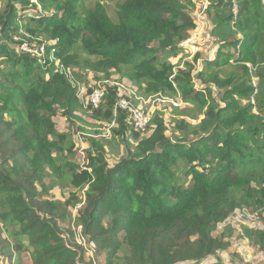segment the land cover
Segmentation results:
<instances>
[{
	"label": "trees",
	"instance_id": "1",
	"mask_svg": "<svg viewBox=\"0 0 264 264\" xmlns=\"http://www.w3.org/2000/svg\"><path fill=\"white\" fill-rule=\"evenodd\" d=\"M35 1L41 7L38 19L28 16L36 13L30 0H6L0 10V258L22 264L26 253L29 264H85L84 247L61 234L64 217L44 198L49 187L43 183L60 174L53 154L61 152L63 136L55 119L73 123L82 107L75 89L53 68L55 60L79 81L82 75L71 68L80 66L75 47L89 58L83 66L95 79L115 72L143 84L148 94L178 93L183 102L207 106L196 127L181 122L180 136L168 137L162 118L154 116L147 137L140 138L126 111L113 116L118 88L105 85L100 107L87 110L115 125L111 133L123 155L109 166L101 143L78 134L76 143L87 144L86 165H67L69 185L82 192L74 202L80 205L75 218L89 249L106 252L105 264H116L123 248L124 264H211L227 253L231 237L224 230L214 237L216 226L235 209L264 214V142L257 135L251 143L257 117L233 99L255 92L246 64L258 67L255 47L264 44V0H210L217 59L204 61L198 70L196 55L172 80L173 67L165 60L180 52L196 27L179 0H117L113 19L105 0ZM231 24L241 38L220 30ZM21 41L45 47L42 65L19 50ZM231 58L242 64L237 75L209 77L217 93L195 89V80L207 83V71ZM257 109L263 106L257 103ZM179 161L184 184L174 174ZM244 234L264 254V230Z\"/></svg>",
	"mask_w": 264,
	"mask_h": 264
},
{
	"label": "rangeland",
	"instance_id": "2",
	"mask_svg": "<svg viewBox=\"0 0 264 264\" xmlns=\"http://www.w3.org/2000/svg\"><path fill=\"white\" fill-rule=\"evenodd\" d=\"M33 1V2H32ZM117 0H105L104 4L107 8L108 14L111 19L114 18L115 3ZM34 3L35 0H30ZM37 2V1H36ZM180 4L185 7L184 10L194 19L196 27L191 31V37L189 40L181 44V50L175 56L166 59V63L171 65L173 68L171 70L170 80L174 78L177 71H186L185 63L192 62L196 55H199V61L195 64V67L200 70L201 64L204 61H215L217 59V50L219 48L218 36L214 34L216 29V24L213 22L214 10L210 9L209 14L208 7L211 3L210 0H179ZM38 3V2H37ZM6 5V0H0V10ZM264 15V12H261ZM229 29H220L228 33V31H233L238 34V38H241L237 28L234 25H230ZM227 28V27H222ZM261 35L264 39V30L261 31ZM227 49H223L226 52ZM229 53H233V50L228 49ZM80 63L79 68L71 67L76 74L82 75L79 80L80 83L85 88L92 87L94 82H108L111 86L121 85L125 90H118L119 95L133 93L134 98L133 103L135 106H142L147 109H151L152 118L154 116H159L162 118L166 135L168 137L180 136L182 135L181 122L185 121L188 124L189 129L194 128L203 119L204 113L206 112L207 106H199L197 104H191L189 102H183L180 99L178 93L171 94L169 92H159L157 94L146 93L144 91V85L141 86L132 84L124 76H121L115 72H111L106 78L102 74H99L97 79H95L93 72L86 69L83 66V61H87L89 58L77 47L72 51ZM255 56L257 58L258 67H250L246 64L250 71V80L255 88L253 95L249 98H238L233 96L234 100L239 103L242 107H251L250 112L257 117L256 121V135L254 136L252 132L250 133L251 143L256 142V137L259 135L261 142H264V80L262 78L264 74V64L261 60L264 58V44L262 46L255 47ZM240 63H237L234 59H230L227 64H220L207 71L204 78L208 81L207 83H201L198 80L194 81L195 89H205L206 87L212 89L216 92V89L212 83L209 81L211 76H218L219 78L225 80L227 77H233L237 75ZM175 87V85H173ZM117 87V86H116ZM228 90V89H227ZM130 95V94H129ZM215 98L218 96L215 94ZM207 103L213 105H218L213 100H209ZM257 103L263 106V110L259 111L257 109ZM151 118V120H152ZM56 131L58 134L62 135L61 152L57 153V159L55 160V165L59 167L60 174L48 175V177L43 179L45 187H49L44 194V198L52 201L58 208V214L63 215L64 220L59 222V227L61 234L66 239L68 243H75L81 245L85 249L86 261L85 264H105L106 262V252L98 253L97 250H90L85 239L80 237L81 227L78 226L75 214L79 208V203L74 204L75 201L81 199L82 192L73 189L69 185V164L78 165L80 168L86 165V153L87 149L86 141L85 144L81 145L76 143L77 135H83L85 139H95L100 142L102 148L104 149V155L109 166L116 164L123 155V146L119 143L117 138L111 133L112 128L115 127L114 124H106L105 122L98 121L92 118V113L90 110L81 109L76 113L73 123H66L63 119H55ZM148 129L143 133H139V137H147ZM82 140V137H80ZM130 146H134L136 141L129 138ZM184 166L182 162H178V167L174 169V174L176 179H178L181 184H184L183 179ZM48 172V171H47ZM255 184L253 183L252 186ZM40 191L41 188L38 187ZM74 198V199H73ZM81 204V203H80ZM249 229L252 231H262L264 230V214L259 217L257 213L251 212L248 209H235L234 212L228 217L224 222L218 224L216 229L212 232L214 237L219 236L223 230L231 237V246L229 247L227 253L220 254L219 257L212 259L211 264H264V254L259 251L257 245L253 240L247 238L244 234V230ZM7 234H3V238L6 239ZM82 236V235H81ZM91 247V246H90ZM123 251L118 252L117 257L120 258L116 264H124L122 261ZM91 251V252H90ZM239 253L236 255L235 253ZM11 254V252L9 253ZM22 264H27L29 257L26 253H22ZM21 264L17 260L0 258V264ZM31 264V263H30Z\"/></svg>",
	"mask_w": 264,
	"mask_h": 264
},
{
	"label": "built area",
	"instance_id": "3",
	"mask_svg": "<svg viewBox=\"0 0 264 264\" xmlns=\"http://www.w3.org/2000/svg\"><path fill=\"white\" fill-rule=\"evenodd\" d=\"M32 4L36 6V13L31 12L29 13L28 16L34 17V19H38V17L41 14V7L38 5L36 1ZM20 33L22 34V32ZM17 40L18 38H15V41ZM19 50L21 52H25L31 55L32 57H35L39 65H42L44 63L46 49L42 45L39 47H35V46L33 47L27 42L21 41V44L19 45ZM50 59L51 61L53 60L52 56L50 57ZM53 61L55 62L53 66L54 71L65 76V78L68 81V84L73 89H75L76 97L79 99V102L81 103L82 107L84 109H90V110L98 109L105 96V85L111 86V84L108 82H94L92 87H90L88 91L87 88H85L80 83V81L74 78L73 72L70 68L63 67L55 60ZM116 86L118 90H125L124 87L121 85H116ZM129 94L119 95V100L113 109V116L115 117L118 111H126L128 113L127 122L132 126L133 130L138 133H143L148 128L149 123L151 121V117H152L151 109H147L142 106H135L133 100L131 99V98L135 99L134 95L133 93H129ZM80 144L83 145L81 141Z\"/></svg>",
	"mask_w": 264,
	"mask_h": 264
},
{
	"label": "crops",
	"instance_id": "4",
	"mask_svg": "<svg viewBox=\"0 0 264 264\" xmlns=\"http://www.w3.org/2000/svg\"><path fill=\"white\" fill-rule=\"evenodd\" d=\"M27 264H29V263H27Z\"/></svg>",
	"mask_w": 264,
	"mask_h": 264
}]
</instances>
